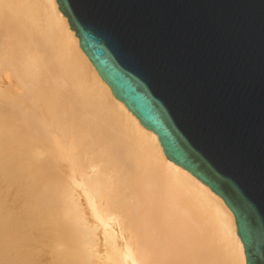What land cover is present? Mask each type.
I'll return each mask as SVG.
<instances>
[{
    "label": "bare ground",
    "instance_id": "6f19581e",
    "mask_svg": "<svg viewBox=\"0 0 264 264\" xmlns=\"http://www.w3.org/2000/svg\"><path fill=\"white\" fill-rule=\"evenodd\" d=\"M79 46L56 0H0V264H246Z\"/></svg>",
    "mask_w": 264,
    "mask_h": 264
},
{
    "label": "water",
    "instance_id": "95a60500",
    "mask_svg": "<svg viewBox=\"0 0 264 264\" xmlns=\"http://www.w3.org/2000/svg\"><path fill=\"white\" fill-rule=\"evenodd\" d=\"M113 96L264 264V0H56Z\"/></svg>",
    "mask_w": 264,
    "mask_h": 264
}]
</instances>
